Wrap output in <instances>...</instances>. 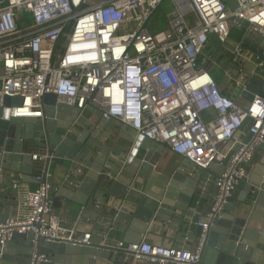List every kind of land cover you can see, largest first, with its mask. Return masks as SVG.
<instances>
[{
	"label": "built area",
	"instance_id": "2783aa9c",
	"mask_svg": "<svg viewBox=\"0 0 264 264\" xmlns=\"http://www.w3.org/2000/svg\"><path fill=\"white\" fill-rule=\"evenodd\" d=\"M163 2L171 5L166 25L151 31L149 20ZM234 25L243 26L244 36L264 40V0H0V107L5 97L19 96L21 105L8 106L7 119L44 120L43 97L53 93L56 103L75 106L81 119L88 107H95L106 121L163 144L204 172L195 175L197 203L212 193L210 188L216 191L206 222H196L204 231L248 176L256 147L264 143V94H255L248 108L239 107L219 85L217 61L205 56L212 38L223 47L228 43ZM62 35L65 40L57 46ZM261 54L254 68L264 66ZM207 61L209 66H203ZM220 76L235 87L244 80L228 70ZM208 112L212 115L206 117ZM242 129L252 135L246 144ZM29 154L36 186L30 188L21 174L10 177L16 211L0 221V247L15 233H32L34 250L39 237L90 244L92 231L66 226L51 198L59 186L73 188L81 181L83 163L71 164L56 187L50 183L48 144ZM211 163L222 165V172L209 171ZM3 172L8 171L2 162ZM103 238L101 244H107ZM112 246L124 262L197 264L199 259L197 250L147 239L118 240ZM46 260L33 252L28 264Z\"/></svg>",
	"mask_w": 264,
	"mask_h": 264
},
{
	"label": "water",
	"instance_id": "95a60500",
	"mask_svg": "<svg viewBox=\"0 0 264 264\" xmlns=\"http://www.w3.org/2000/svg\"><path fill=\"white\" fill-rule=\"evenodd\" d=\"M69 29L70 24L66 31ZM64 40L62 35L57 46ZM263 51L264 40L258 47V53ZM253 83L248 76L237 89L234 101L239 107L248 108L258 93ZM21 103L19 96L5 97L3 107H0V165L7 158L9 169L21 173L22 181H32L31 156L25 150L29 142L35 143L39 138L41 143L46 142L53 154L51 161L62 166L76 159L85 147L89 148L87 141L91 130L75 106L56 103L55 95L47 93L43 97L44 120L33 117L7 119V107L20 106ZM87 109L101 124L105 123L99 109ZM251 137L248 132L242 143H248ZM164 150L163 144L142 135L135 137L131 148L123 155L117 154L114 159L110 148L103 145L93 157L88 156L91 162L79 186L76 189L59 186L51 198L61 196L66 201L84 206L94 187L105 185L108 194L123 198L130 204L125 237L128 242H139L149 223L160 217L165 208L186 211L192 187L196 186V181L184 173L187 170H163L159 156ZM255 152L259 156L258 164L236 185L220 216L208 221V228L204 231L196 226L191 252L198 251L197 264H264V143L256 147ZM108 162L112 165L108 164L111 171L106 174ZM208 170L221 173L223 166L211 163ZM182 181L191 188L180 190ZM50 183L53 186L52 178ZM215 194L216 191L211 193V202L204 206L200 222H206L205 216L213 205ZM15 211L14 204L3 203L0 199V221L14 217ZM32 239V233L13 234L11 241L0 247V264H28L33 252L36 257H46L47 260L40 264H123V254L114 255L115 248L111 245L95 242L80 245L45 241L39 237L34 250Z\"/></svg>",
	"mask_w": 264,
	"mask_h": 264
},
{
	"label": "crops",
	"instance_id": "0c3cea01",
	"mask_svg": "<svg viewBox=\"0 0 264 264\" xmlns=\"http://www.w3.org/2000/svg\"><path fill=\"white\" fill-rule=\"evenodd\" d=\"M242 27V25H234L232 27L228 43L224 45V52L221 53V51H218L216 55L218 59L222 58L221 62L218 64V70L216 71L219 85L223 92L233 98H235V94L239 87H235L233 83L227 82L223 77L221 78L220 74L224 70H228L236 78H239L241 75L244 80L249 76L252 79V82H254L252 85L255 86L257 92L264 94V66L254 68L255 62L262 58V54L258 53V47L262 44V39L254 34L244 36L243 32L242 35H235L238 30H243ZM236 48L240 49V54L236 52ZM228 56L229 58H227ZM214 59L216 60V58ZM205 63L203 66L208 67L209 64ZM239 69H241L242 72L240 74ZM244 80L242 79V82ZM210 115H212L211 112L205 113L206 117H209ZM82 119L87 122L86 126L91 130V135L87 141L89 148L87 149V147H85L76 159L63 166L56 162L50 163L49 170L52 176L53 186L57 187L59 185L71 164L83 163L84 178L91 162V158L88 156L93 157L103 145L110 148V154L114 159L117 157V154L123 155L125 150H129L132 146L133 139L137 137L132 130L123 124L112 121H105V123L101 124L100 120L89 109H86L83 112ZM99 125L101 127H99ZM239 134L244 140L246 136L245 130L242 129ZM37 146L39 145L29 142L25 145V150L30 152L37 149ZM258 160L259 156L255 152L248 167V176L258 164ZM159 162L161 163L163 170H187V172L184 173L195 181L197 175H204V172L197 171L166 147L159 156ZM108 164L111 166L112 162L106 163V174L111 171L110 168H107L110 167ZM6 170L8 172L0 174V199L3 203L14 204L13 196L9 189V179L10 177L14 178L16 174L21 173L11 171L8 164H6ZM210 171L218 174L214 170ZM80 182L74 185L72 189H76ZM26 183L30 188L36 186V183L33 180ZM183 188L189 189L191 187L182 181L179 189L181 190ZM195 188L196 186L194 188L192 187V195L186 211L183 212L174 208H165L160 217H157L149 223L148 228L142 235V239H147L153 244H163L179 249H191L196 222L199 221L204 206L211 202L210 194L207 198L201 199L197 203V199L194 200L195 197L197 198ZM211 192H213L212 188H210V193ZM51 195H53V193ZM236 198L237 194H235V199ZM53 202L55 207L60 210L66 226L75 225L79 229H88L92 231V242L102 243V241H105L103 238L104 234L107 236L106 243L111 246L118 240H122L126 243L138 242H128L125 237L128 220L130 218V204L125 199L123 200V198L117 199L108 194L105 185H101L98 188L94 187L84 206L72 201H66L64 197L61 196L54 197ZM96 203L100 205L98 208L95 207ZM123 264L149 263L141 259L130 262L123 261Z\"/></svg>",
	"mask_w": 264,
	"mask_h": 264
},
{
	"label": "rangeland",
	"instance_id": "374dc122",
	"mask_svg": "<svg viewBox=\"0 0 264 264\" xmlns=\"http://www.w3.org/2000/svg\"><path fill=\"white\" fill-rule=\"evenodd\" d=\"M171 10V5L169 4V3H167V2H163L162 3V5L154 12V14L151 16V18H150V20H149V23H148V28L151 30V31H153V30H157V29H161V28H164L165 27V25H166V23H165V17H166V14L169 12ZM23 15H29V14H27V13H24ZM30 16V15H29ZM28 16V17H29ZM24 24H25V22H24ZM151 24H155V26L154 27H152L151 26ZM237 31V30H236ZM242 30L240 29V30H238L237 31V34H235V35H237V36H239V34L240 35H242ZM231 36H233V35H231ZM211 47L209 48V49H207V50H205V56H208V55H211L212 56V58L214 59V58H216V60H217V62H218V64L221 62V60H222V58H220V59H218L217 57H216V55H217V52L218 51H221V53L222 52H224V47L221 45V44H219V43H217V42H215V39H213L212 38V40H211ZM227 58H229V56L227 57ZM205 64H210V62L209 61H207ZM40 139V138H39ZM39 139H36V141H35V145H41L42 143L39 141ZM6 164H8V159L6 158V160L5 161H3V165L6 167Z\"/></svg>",
	"mask_w": 264,
	"mask_h": 264
},
{
	"label": "trees",
	"instance_id": "16d2710c",
	"mask_svg": "<svg viewBox=\"0 0 264 264\" xmlns=\"http://www.w3.org/2000/svg\"><path fill=\"white\" fill-rule=\"evenodd\" d=\"M197 198L195 197L194 200H196Z\"/></svg>",
	"mask_w": 264,
	"mask_h": 264
}]
</instances>
